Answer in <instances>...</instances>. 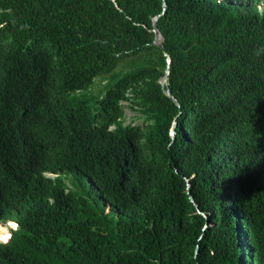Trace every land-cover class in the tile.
<instances>
[{
    "label": "trees",
    "instance_id": "obj_1",
    "mask_svg": "<svg viewBox=\"0 0 264 264\" xmlns=\"http://www.w3.org/2000/svg\"><path fill=\"white\" fill-rule=\"evenodd\" d=\"M7 220L0 264H264V0H0Z\"/></svg>",
    "mask_w": 264,
    "mask_h": 264
},
{
    "label": "rangeland",
    "instance_id": "obj_2",
    "mask_svg": "<svg viewBox=\"0 0 264 264\" xmlns=\"http://www.w3.org/2000/svg\"><path fill=\"white\" fill-rule=\"evenodd\" d=\"M133 66L130 65V62L124 63L119 68V72H126L130 70ZM107 85V80H97L94 90L99 91L105 88ZM144 122V115L138 111L134 110L132 108L126 107V125L133 124V125H142ZM52 177H55L52 175ZM11 225V224H10ZM1 232V229H0Z\"/></svg>",
    "mask_w": 264,
    "mask_h": 264
},
{
    "label": "water",
    "instance_id": "obj_3",
    "mask_svg": "<svg viewBox=\"0 0 264 264\" xmlns=\"http://www.w3.org/2000/svg\"><path fill=\"white\" fill-rule=\"evenodd\" d=\"M154 32L156 34L154 44L157 45V46H159V47H161V48H163V42H164L165 38H164V36L162 35L161 31L158 28L157 19L155 20V23H154ZM168 63H169V66H170V64H171V59L170 58L168 59ZM169 72H170V70H169V67H168L165 77L161 80V84L163 85L164 88L166 87V84L168 83ZM165 93L169 97H171L178 105H180V103L178 102V100L175 99V97L173 96L171 90L167 89L165 91ZM175 127H176V124H175ZM175 127H174V129L172 131L173 139L176 138V130H175Z\"/></svg>",
    "mask_w": 264,
    "mask_h": 264
},
{
    "label": "clouds",
    "instance_id": "obj_4",
    "mask_svg": "<svg viewBox=\"0 0 264 264\" xmlns=\"http://www.w3.org/2000/svg\"><path fill=\"white\" fill-rule=\"evenodd\" d=\"M12 223V225H10ZM3 225V227L11 234L13 231H16L19 229V224L14 220H7L4 221V223L0 224ZM1 243H7L0 240Z\"/></svg>",
    "mask_w": 264,
    "mask_h": 264
},
{
    "label": "bare ground",
    "instance_id": "obj_5",
    "mask_svg": "<svg viewBox=\"0 0 264 264\" xmlns=\"http://www.w3.org/2000/svg\"><path fill=\"white\" fill-rule=\"evenodd\" d=\"M12 225V223H10ZM0 229H1V232H0V240L5 242L6 241V235L4 234V231H7L3 225H0Z\"/></svg>",
    "mask_w": 264,
    "mask_h": 264
}]
</instances>
